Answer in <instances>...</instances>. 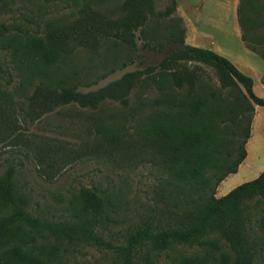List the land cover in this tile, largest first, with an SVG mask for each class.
Masks as SVG:
<instances>
[{
	"label": "rangeland",
	"instance_id": "1",
	"mask_svg": "<svg viewBox=\"0 0 264 264\" xmlns=\"http://www.w3.org/2000/svg\"><path fill=\"white\" fill-rule=\"evenodd\" d=\"M123 1L8 0L5 7L0 4V176L13 168L14 182L28 199V211L54 223L74 224L78 221L82 188L102 191L110 200L106 208L109 221H105V227L98 232L105 242L114 245L121 243L125 233L143 223L157 227L170 225V176L139 146L145 130L152 124L167 122L174 111L166 97L170 95V80L163 78L151 82L144 75V81L131 91L126 103L108 100L95 109L71 104L31 120L26 111L34 89L41 83L62 81L89 92L127 72L157 66L179 44H167L153 50L145 46L144 40H162L171 31L181 29L185 44L213 50L243 74L255 79L257 85L259 82L264 84V0H250L247 14L254 24L247 29L246 42L241 39L239 24V35L228 32L226 37L208 35V31H189L192 25L196 27L197 19L193 16L202 10V6L189 9L182 0H153L155 13L164 12L173 1L176 4L170 15H155L146 23L142 34L136 33L134 51L114 41L103 44L97 52L78 49L55 65L45 66L28 48L29 41L42 37L48 25L70 23L84 6L110 14ZM208 10L218 15L220 22H229L225 16L219 17L222 13L217 9L209 6ZM183 12L190 22H185ZM242 46L258 61H249L242 53ZM198 68L195 94L189 97L205 100L200 120L224 133L228 150L233 152V146L236 148L243 142L249 116L245 109L239 112V103L244 104L243 108L253 104L245 99V91L240 85L235 89L220 90L215 70L207 66ZM209 86L214 87L217 95L214 99L210 96ZM253 90L257 97L264 99V87L258 85ZM176 92L179 99H185L186 89ZM255 107L253 105L250 138L243 145L246 158L236 174L220 183L216 197L254 180L264 171V108L258 107L252 126ZM231 111L237 116L234 123ZM110 133L121 135L132 145L113 147L111 151L100 149L97 144H102L104 136ZM46 146L68 150L64 152L69 156L66 163L62 165L56 159L50 161V156L56 158L62 153L45 154ZM249 207L254 264H264V202H251ZM25 249L48 264L113 263V254L104 247L68 242L47 233L35 235L34 240L27 239ZM195 254H200L196 247L174 246L155 254L152 264H178L182 258ZM212 255L219 256L217 252Z\"/></svg>",
	"mask_w": 264,
	"mask_h": 264
},
{
	"label": "trees",
	"instance_id": "2",
	"mask_svg": "<svg viewBox=\"0 0 264 264\" xmlns=\"http://www.w3.org/2000/svg\"><path fill=\"white\" fill-rule=\"evenodd\" d=\"M7 2L0 0L3 7ZM175 4L173 1L171 7L159 13H155L153 0H124L110 14L84 6L70 23L48 25L42 37L29 41L28 48L45 66L55 65L78 49L97 52L103 44L114 41L134 51L136 33L142 34L146 23L155 15H170ZM250 5V0H239L237 9L244 42L247 41V29L254 24L247 14ZM184 40L182 29L171 31L162 40L145 39V46L153 50L162 49L167 44L177 43L179 46L165 55L157 66L127 72L93 91L82 92L77 86L66 85L62 81L41 83L29 98L26 111L29 119L36 120L71 104L95 109L108 100L126 103L131 91L145 78L151 82L168 78L170 95L166 97L174 111L167 122L150 125L139 146L156 166L170 176V225L157 227L143 223L125 233L120 244L105 242L98 229H103L105 221H109L106 208L110 200L102 191L87 188L80 190L81 208L76 223L44 220L28 211V199L17 188L14 169L10 167L0 176V264H48L25 249L27 239L34 240L35 235L42 233L68 242L104 247L113 254L112 264H152L155 254L174 246L196 247L200 252L182 258L178 264H254L249 236V206L251 202H264V171L222 197L215 194L220 183L229 175L236 174L246 158L243 145L250 138L253 105L264 108V99L254 94L252 78L228 59L213 50L185 44ZM200 66L215 70L220 90L243 87L245 99L253 104L243 108L244 104L239 103V112L245 109L249 116L243 142L236 148L233 146V152L228 150L224 133L200 120L205 100L189 97L197 85ZM213 88L209 86L208 89L214 99L217 95ZM184 89L187 90L185 99H179L176 91ZM231 114L234 123L237 116L233 111ZM130 145L116 133L105 135L103 143L97 144L104 151ZM44 150L48 155L57 151L62 153L61 160L58 159L60 156L49 158L62 165L69 157L64 153L68 150L64 148L46 146ZM174 197L183 199L174 200ZM214 252L219 254L217 258L212 255Z\"/></svg>",
	"mask_w": 264,
	"mask_h": 264
},
{
	"label": "crops",
	"instance_id": "3",
	"mask_svg": "<svg viewBox=\"0 0 264 264\" xmlns=\"http://www.w3.org/2000/svg\"><path fill=\"white\" fill-rule=\"evenodd\" d=\"M184 6L188 7L189 9H193L196 6H202V10L198 11L196 16L197 19V25L195 27V25H192V29L191 27H189V31L190 30H196L197 32L200 31H208L209 34L208 35H215V36H220V37H226L232 34H238V16H237V9H238V5H239V0H182ZM213 7L215 10L217 9L218 11H220V13H222L221 15H219V17L221 16H225L226 20L229 21L227 23L224 22H220L217 18L218 15H214V13L210 12L209 10H207V7ZM204 10L206 11L204 13ZM192 13V12H191ZM206 13H209L208 15H206ZM217 12H215L216 14ZM193 14V13H192ZM183 19L185 20V22H190V18L188 15H186L183 12ZM187 26V24H186ZM228 29H230L228 31ZM188 31V33H189ZM228 32H230V34L228 35ZM240 39V38H239ZM241 41V39H240ZM242 43V42H241ZM189 45V44H188ZM242 53L244 55H246L248 57V60L250 61H258V59H256L254 57V55L252 53H250V51L246 50L243 48L242 46ZM253 55V56H252ZM260 63V62H259ZM253 80V89L256 86H261V88L264 87V84H262L261 82L257 83L255 82V79ZM254 91V90H253ZM264 91V90H263ZM258 107L256 106V112H255V116H254V120L252 123V126L255 122L257 113H258ZM263 108V107H262Z\"/></svg>",
	"mask_w": 264,
	"mask_h": 264
}]
</instances>
